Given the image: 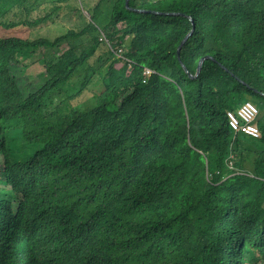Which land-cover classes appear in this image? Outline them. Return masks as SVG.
<instances>
[{"label":"trees","instance_id":"16d2710c","mask_svg":"<svg viewBox=\"0 0 264 264\" xmlns=\"http://www.w3.org/2000/svg\"><path fill=\"white\" fill-rule=\"evenodd\" d=\"M125 1L31 38L51 14L0 0V264H264V150L243 172L250 137L228 118L246 96L264 114V0H130L194 20L182 62L214 58L196 78L177 55L192 22ZM99 73L94 106L73 107Z\"/></svg>","mask_w":264,"mask_h":264},{"label":"rangeland","instance_id":"374dc122","mask_svg":"<svg viewBox=\"0 0 264 264\" xmlns=\"http://www.w3.org/2000/svg\"><path fill=\"white\" fill-rule=\"evenodd\" d=\"M52 1L53 0H28L29 6L30 3L36 2V6H34L35 9L31 13V18L38 19L44 17L45 15L51 14V17H49L47 22L33 27L31 38H37L41 36L53 38L60 33L68 30L69 28L80 29L84 27L87 19L90 17L89 12L96 7V4L98 2V0ZM109 7V4L108 6L103 7L102 12L108 13V15L106 19L104 18L105 15L100 17L102 21L106 20L107 22V20L109 19V16L111 15V9ZM55 9L57 10L54 11ZM5 20L16 22L20 20V17L18 13L15 12L6 16ZM35 57H38V53L35 55ZM27 61H30V58ZM92 74L93 70L90 68L81 69L74 76V78L64 86L62 98L58 99L57 101L59 102L61 99H64V97L66 98L78 94L79 91L83 88L84 81L86 79H90L89 77L92 76ZM103 84L104 82L101 73L92 77L88 87L84 89L82 96L72 102L73 107L83 110L87 109L88 107H93L96 101V95H100ZM244 101L254 102V99L252 98V96H246L244 98ZM257 122L259 124V127L261 128V131H263L262 127L264 126V116L261 115V118ZM251 140L253 142H256L258 146L257 148L260 151L264 150V145L261 144L259 140Z\"/></svg>","mask_w":264,"mask_h":264},{"label":"built area","instance_id":"2783aa9c","mask_svg":"<svg viewBox=\"0 0 264 264\" xmlns=\"http://www.w3.org/2000/svg\"><path fill=\"white\" fill-rule=\"evenodd\" d=\"M106 39V37H103ZM118 56H122V50L117 52ZM123 57V56H122ZM124 58V57H123ZM126 59V58H125ZM154 70L147 68L146 74L149 76ZM260 116V110L254 102L246 101L238 107L235 111H228L229 127L236 133L243 134L247 137L260 139L262 137V131L259 127L258 120ZM232 167V162H230Z\"/></svg>","mask_w":264,"mask_h":264},{"label":"water","instance_id":"95a60500","mask_svg":"<svg viewBox=\"0 0 264 264\" xmlns=\"http://www.w3.org/2000/svg\"><path fill=\"white\" fill-rule=\"evenodd\" d=\"M129 2H130V0H126V1H125V7H126V9H127L128 11H131V12H139V13H154V14H156V15H167V16H183V17L188 18V19L192 22V24H193L192 29H191V30L187 33V35L181 40V42H180V44H179V46H178V48H177L178 59H179L181 65L183 66V68L185 69V71H186V73L188 74L189 77H191V78H196V77L200 74V72H201L203 62H204L206 59H214L213 57H211V56H209V55H204V56H202V57L199 59V61H198V66H197V69H196V73H195V74H192V73L187 69V67L185 66V64L182 62V60H181V56H180V53H181V48H182V46L185 44V42L187 41V39L193 34V32H194V30H195V26H196V24H195L194 20H193L190 16H186V15L183 14V13H176V12H173V13H164V12L152 11V10H135V9H131V8H129ZM222 66H224V65H222ZM224 67H225V66H224ZM238 80H240L242 83H244L243 80H241V79H238ZM254 90L256 91V93H258V94L264 96L263 91H260V90H258V89H254Z\"/></svg>","mask_w":264,"mask_h":264},{"label":"crops","instance_id":"0c3cea01","mask_svg":"<svg viewBox=\"0 0 264 264\" xmlns=\"http://www.w3.org/2000/svg\"><path fill=\"white\" fill-rule=\"evenodd\" d=\"M245 142L246 144H248L246 146L250 147L253 152L250 154V159L248 160V162L244 163L245 167H243V172L252 173L254 171L255 162H256L255 160L256 154L254 153V151H259V149L257 148L258 146L256 142H253L250 138H245Z\"/></svg>","mask_w":264,"mask_h":264},{"label":"flooded vegetation","instance_id":"af4514ba","mask_svg":"<svg viewBox=\"0 0 264 264\" xmlns=\"http://www.w3.org/2000/svg\"><path fill=\"white\" fill-rule=\"evenodd\" d=\"M261 115L264 116V114H260L259 119L261 118Z\"/></svg>","mask_w":264,"mask_h":264}]
</instances>
